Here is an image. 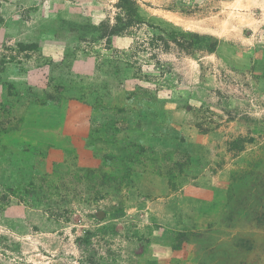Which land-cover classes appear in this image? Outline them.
Segmentation results:
<instances>
[{
	"label": "rangeland",
	"instance_id": "374dc122",
	"mask_svg": "<svg viewBox=\"0 0 264 264\" xmlns=\"http://www.w3.org/2000/svg\"><path fill=\"white\" fill-rule=\"evenodd\" d=\"M137 1L0 0V264H264V0Z\"/></svg>",
	"mask_w": 264,
	"mask_h": 264
},
{
	"label": "trees",
	"instance_id": "16d2710c",
	"mask_svg": "<svg viewBox=\"0 0 264 264\" xmlns=\"http://www.w3.org/2000/svg\"><path fill=\"white\" fill-rule=\"evenodd\" d=\"M136 7L135 10H138L139 4L137 0H118V4H117V8L121 9L122 11H124L123 15H124V21L122 22V19L120 18V23L123 25L122 28L120 29H114L112 30V32L110 33V35H113L115 32L117 31H121L122 29H125L127 27H130L132 25V16L138 18V15L136 14H130V12H132V8ZM136 23L138 24L139 21L137 20ZM119 27V26H118ZM117 28V26H116ZM185 32H183L184 34Z\"/></svg>",
	"mask_w": 264,
	"mask_h": 264
}]
</instances>
